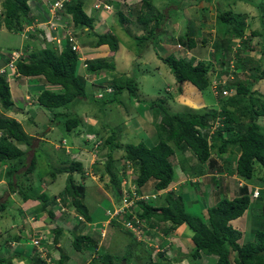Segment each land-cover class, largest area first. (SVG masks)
<instances>
[{
    "label": "trees",
    "instance_id": "obj_1",
    "mask_svg": "<svg viewBox=\"0 0 264 264\" xmlns=\"http://www.w3.org/2000/svg\"><path fill=\"white\" fill-rule=\"evenodd\" d=\"M103 1L109 5L114 4L116 6L119 24L124 25L130 22L127 17L123 16L124 12L121 13L120 11L122 7H125L121 5V1L124 0ZM138 1L140 6L132 8L131 11L135 14L134 23L137 25L140 34H133L132 40L143 49L144 45L142 43L145 41H151L153 42L152 44L156 45L162 41L157 40V36L164 35L163 32L168 28L167 25L171 17L165 18L166 14L163 10L167 5L165 8L159 9L153 3L154 0ZM201 1L210 4L213 0H190L188 2L193 5V3L198 4ZM226 1L220 0L218 3H227L228 1ZM218 3H215L213 7L218 5ZM234 4L228 2L227 7H215L217 9L216 24L219 26L218 33L223 32V35L214 40L212 47L215 48L214 50H222L220 53L225 58L227 56L226 52L233 50L232 48L236 45L235 42L237 41L235 40L237 39L239 47L233 53L236 54V65L239 69L241 64H246L241 61L244 59L240 56L241 50L245 48L247 50H258L257 47L249 44L250 36H257V32L253 31L249 35L245 33L247 28L246 14L234 11ZM182 5L185 6L187 4L183 2ZM0 7L2 10L0 11V26H3L10 33H20L25 26L32 25L34 22L35 16L30 12L28 0H1ZM93 8L96 10L95 7ZM184 9H187V7ZM263 9L264 7L262 11ZM60 13L67 14L69 16L68 20H66L68 24L80 31V33L76 34L79 40L81 39L80 34L85 35V31L94 30L95 19L84 10V0H70V2L65 4L64 11ZM166 19L167 22H165ZM184 28L186 31L179 38V44L184 47L185 51L190 52L189 50H195L197 47L209 50V46H207L209 41L207 42L206 39L195 41L192 36L193 34L189 32L190 28H188L187 22ZM124 31L129 35L132 34L128 28H125ZM40 33L43 34V32ZM35 36L31 35V37ZM61 36H63V33H61ZM232 39L233 41H231ZM42 41L45 42L44 48L35 46L26 59L22 57L17 61L16 72L19 78L30 80L42 78L46 84L57 86L59 91L45 88L36 97V102L49 111L54 119L60 115L58 112H55L56 110L68 109L69 104L74 100L86 96L85 84L76 74L77 60L80 53L71 50L69 44L66 42L67 39H61L60 45L46 42L45 39ZM91 41L87 45L80 46L81 51L86 50L88 45L93 48L106 46L111 55L113 54L112 52H116L119 48L118 38L111 33L94 34V39ZM158 58L169 69L170 74L174 77L179 87V91L184 84H189L198 91L208 88L209 73L211 72L209 71V62L205 60L199 61L194 56L188 57L187 53L178 58L174 55L158 56ZM223 58L221 59V65L225 62ZM87 65V70L91 73L114 69L112 60L91 59L87 61ZM260 67L258 63L256 66L252 65V68L249 67V75L244 70H240L241 72L234 82L235 93L229 97L221 98L218 110L211 113H172L161 101L149 103L148 107L151 109L158 107L156 113L159 114L160 120L158 126L159 141L153 147L149 148L142 142L136 145L121 144V142L116 141L115 134H111L105 139L104 143L110 151L114 149L121 150L123 152L122 158L133 164L136 169L134 182L140 193H143L142 188L149 182H152L153 190L157 193L169 187L173 179L171 158L175 155V150L181 146L188 147L201 164L209 162V160L213 162L210 158L212 153L221 156L238 148L239 154L233 170L236 175L245 180H251L256 164L260 166L264 173V125L259 123V119L264 118V95L253 90L258 81L263 79L264 72ZM242 73L245 77L247 76L245 80L240 79ZM111 83L112 85L115 83L113 88L117 94L126 90L131 97L136 98L137 83L134 78H127L125 81H122V78L114 79ZM12 110L13 101L9 83L5 75H0V163L16 162L23 165L21 162L25 161L28 151L31 150L33 138L26 134L22 125L17 120L8 117V114ZM64 117L67 118L63 123L64 129L67 132H71L72 129H78L80 121L76 117L70 118L68 114L64 115ZM217 118H223L221 121L222 126L214 131V135H210L211 143H209V134L206 127L209 126V123L215 122ZM79 132L80 129L76 130V133L79 134ZM19 145L25 146L26 150H21ZM112 162L111 154H108L105 174H103L106 177L104 184L106 189L112 193L114 192L118 199H120V178ZM63 164L68 165V167H63L62 170L57 169L55 173H49L52 181L50 184L54 182L53 180L57 174H66L63 192L60 195L54 196L53 199H49L45 193L33 194L19 190L17 188V180L20 178L17 177L16 181L14 179L9 181V188L11 192L19 194L24 201H40L37 210L47 213L50 220H56L57 218L53 208L56 207V199L59 198L65 209L73 211L76 214L77 228L80 226L81 232H71V247L77 252H82L95 244L90 232L91 229L84 230L85 225L90 223L88 210L83 202L85 198V186L81 182L76 181L72 175L77 171L81 178L84 179L83 168L81 163L71 160L64 161ZM24 166L26 167L24 175L32 173L36 168V156L34 155L30 158L27 166L26 162H24ZM103 176L101 179L104 180ZM262 181H264V177ZM241 189L242 191L238 196L232 199L221 198L214 206L207 208L205 221L197 215V212L196 214L194 213V208L190 209L189 206L186 210L182 198L180 196L176 197L172 193H164L160 196L162 205H158V201H155V204H152V201L138 202L142 210L139 218L142 220L150 219L151 221L149 222L150 228L145 233L149 244L142 240L138 241L131 232L120 225L122 218L110 220L109 226L112 225L120 229L122 226V232L130 235L136 244L142 246L143 244H151L149 235L154 233L158 228H161V224H168L165 228H161L164 235L184 225L191 232L192 248L190 253L185 255L188 258L198 260L202 256H214L216 257L215 264H264V227H259L254 231L252 241L241 244L239 242L241 237L240 231L234 229L230 224L231 221L243 216L253 206L251 201H254L256 202L254 204L255 207L259 210L256 222H259L260 226L261 224L264 225V198H252L251 191L246 186ZM68 199L69 202H67ZM6 207L5 203L0 204V217L4 209L6 210ZM111 207L114 208L113 203ZM61 213L69 218L67 216L68 212L64 211ZM124 217L129 219L128 216L124 215ZM155 222L157 225H154ZM52 231V242L56 245L58 244L59 237L62 235L63 229L58 226V228ZM82 231H84L83 234ZM19 237L17 240H19ZM153 240V243L150 245L152 247L158 242L155 238ZM44 254L45 256H42V253L36 249L34 253L36 257L32 259L34 263L49 264L47 261V251ZM56 254L58 255V259L55 261V264H65L67 262L68 258L62 253L61 249L57 248ZM130 257L131 255L128 258ZM128 258L125 255L119 257L117 255L105 254L103 258L99 257L100 262L98 264H120L123 259L128 263L130 260ZM5 262L7 261L0 260V264H6ZM166 263H169V261Z\"/></svg>",
    "mask_w": 264,
    "mask_h": 264
},
{
    "label": "rangeland",
    "instance_id": "obj_2",
    "mask_svg": "<svg viewBox=\"0 0 264 264\" xmlns=\"http://www.w3.org/2000/svg\"><path fill=\"white\" fill-rule=\"evenodd\" d=\"M43 1V0H42ZM49 2H53L54 0H48ZM190 0H154L153 3L156 4L157 8L159 9H163L167 7L163 10L166 14L165 18H169V22L168 25L165 30H164V35H160L157 36V40H162L160 42H158V44H152L153 42L151 41H145L142 43V45H144V48L142 49L138 44L136 45L134 43V40H132V35L133 34H140L138 32V27L137 25L134 23L135 18H134V12H132V8L134 9L135 7H139V1L138 0H124L121 1V5L125 6L122 7V9L119 10L121 11V13H123V16L127 17L129 19L130 22L125 23L124 25L119 24V20L117 17V12L118 10L115 9V5L114 6H108V8H105L103 2V0H100V2L102 3L100 5V7L96 10H94L93 8V4H96L95 0H84V10L86 11V13L88 15H90L91 17H93L95 19L94 21V30L93 31H85V35H79L81 36L80 40L78 38V44L79 46L82 45H87L89 44L88 42H90L91 40L94 39V34H99V33H111L113 35H115L118 38L119 41V48H121L122 52H125L123 55L121 53V55H119L120 57H116L114 56V52H112L113 54L109 57V59H107L108 61H111L113 59V63L115 65V73L121 74V76L117 77V79H120V77H122V81H125V79L127 78H134L136 83L139 86V92L137 98L139 100L135 101V97H130L126 98L124 97L123 100L122 98H120V96L116 93H106L105 92V87L104 84L109 85L110 87L113 88V84L109 83V81L111 80H107L106 81V75L111 74L113 76H115V74H113L111 69L105 70V72L101 71L99 73L96 74H92L90 72L86 71V75H82V69L80 68L79 71L76 72L77 76H79L84 82L85 84V91H86V96L84 98H79L74 100L71 104H69L68 109H63V110H56L55 112H58L60 115H58L56 118H52V114H50L49 111H47L44 107H42L45 112L40 111V107H35L33 111H35L37 114H35V118L33 123L31 124V122H28L29 119V115L27 113L26 115V119L21 122H23V128L26 131H33L36 127L37 128V134H42L45 135L47 132V129L49 127H54L55 132H53V135L51 137L53 138H65L67 139V141L70 143V140L72 138V133L67 132L64 129V121L67 119L66 117H64V115H69L70 118H74L76 117L79 121V127L78 129L83 130L85 129L86 126L83 125H87L90 127L88 128L89 131H91V134H94L97 137H101L102 143L101 145L97 148V153L96 155L98 156V161L99 163H96L95 165H91L89 163H86L82 165L83 168V174H84V179L81 178L80 174L77 173V171L72 174L75 178L76 181L81 182L85 187H84V191H85V198H84V203L87 206V210H88V214L90 217V223L93 225H85V229H88L91 227L93 228V226H96V229L90 230L91 231H97L98 228H104L105 232H103V235L101 234L100 236V243H102V241L104 242L103 244H101L100 247H98L99 250H97V255L98 258L95 259L93 255H89L87 260L93 258L94 261H90V264H98L99 263V257L103 258V256L105 254H109V255H117L119 257L122 256H126V258H128L130 255H136V257H130L128 259H130L128 261V263L126 264H198L196 262V260H193L191 258H188L184 255L189 254L191 251V247L183 246L182 248H180V243L176 238H173L174 242H171V246L172 247H166V244L164 242V235H154L155 239H160L158 242L160 244L157 245L158 247H156V245L152 246H148L147 244H149L148 240H146L147 242V246L145 247L144 244L141 248H143V250L141 248H138L135 244V241L132 240V238L130 237V235H125L124 233H121L123 227L121 226L120 228H111L107 226V232H108V236L106 235V226H104V222L108 219V215H107V211L111 210V202L113 204H116L119 199L116 196V194L113 192H111L110 190L105 188V176H103V174H105V165L107 162V158H108V154L111 153V157H112V165L115 168V170H120V168H118V164H120L119 160L120 157L122 156L123 152L121 150H113L110 151L108 149V146L104 143V137L105 135H97L96 133L92 132L94 130V128H98L101 129L102 127L105 126V128L108 129V131L110 132V134H115L117 135L116 137V141L118 140L119 142H121V144L127 145V144H135V142H140V138H137L139 136V133L136 134L128 129H132V125L136 122L137 119L139 118H143L145 116V111L146 110H150V107H148L149 103H151L150 101L148 102L147 100H143L140 97L141 96H148L150 97L151 94L153 93V95L155 97H159V98H165L167 96L171 95H175L178 91V88L176 86V84L174 83L172 77H169L168 74V68L166 65H162V71H155L154 70V66H155V53L158 55V53L160 52L159 50H162L161 47L159 48L160 44H166L168 43L169 45V50H175L177 52V58L183 56L186 51L184 49V47L182 45H180L179 43V38L182 37L183 35V31L184 29H182V24H178L176 23L175 25H172L174 21H172L171 19H175L176 16H180L181 14L184 15L185 11L188 10L189 12H192L193 10H195L193 7H191L190 2H188ZM217 1V2H216ZM220 0H213L210 3V7H213V5L215 3H218ZM224 1V0H222ZM230 3H235L234 6V11L237 12H243L244 14H246V20H249L250 18V14L251 16H259V18L261 20L259 23V27H261V32H264V11H262V8L264 7V0H227ZM226 1V2H227ZM120 2V1H118ZM184 3H186L187 5H182ZM227 2V3H228ZM98 3V2H97ZM245 3L250 4L253 6V9L251 10V8H249L248 6H245ZM194 4V3H193ZM208 3H205L203 5H207ZM197 5V4H194ZM200 5V4H199ZM198 5V6H199ZM202 5V4H201ZM188 9H184L185 7H188ZM206 6H199L200 10L201 8L203 9ZM216 7V6H215ZM214 7V12L216 13V8ZM211 9V8H210ZM210 9L208 10L210 12ZM221 9H228V8H221ZM1 10V9H0ZM199 10V11H200ZM2 11V10H1ZM181 11V12H180ZM184 12V13H182ZM133 13V14H132ZM204 13H207L206 8H204V10L200 11V16L203 15ZM60 17L62 16L63 18L68 17L67 14H63L60 13L59 14ZM61 17V18H62ZM186 18H188L186 16ZM185 18V19H186ZM182 19V17H181ZM167 20V19H166ZM165 20V22H166ZM178 20V18H177ZM187 24H188V28L189 32L192 33L193 35V39L195 41H197L194 36L195 35H199L200 34V28H191V24L189 23V21L186 19ZM206 22V20H204ZM209 21V20H208ZM250 22V21H249ZM34 23V22H33ZM54 23H56L57 25H61V21L60 20H54ZM201 23H203L201 21ZM215 23H217V21L215 20ZM213 26L210 25L209 29H213ZM215 27L217 29H219L218 25L215 24ZM125 28H128L129 30H131L132 35L126 34L127 32L124 31ZM44 30V28H42ZM124 32L122 34H120V32ZM186 31V30H185ZM89 32V34H88ZM199 32V34H198ZM80 33V32H79ZM209 33V31H208ZM13 34H21L20 33H13ZM122 35V37H121ZM210 41H209V48L211 50H213L212 44L214 42V40L218 37H220L221 35H223V32L218 33V31H214L213 34H208ZM78 36V37H79ZM25 42L21 41V48H20V44H15V46H11V44L9 43H5V45L0 46V50L3 51V53H8L7 51L9 50V47H14L13 50L19 51L21 50L22 52V57H24V59L27 58L28 54L30 52L33 51V49L35 48V46H38L40 48H44V44L45 42L42 41L43 39H45L46 37H41L39 35V33L35 36V37H29L26 38L24 37ZM47 39V38H46ZM45 39V41H46ZM235 39V38H234ZM19 35L17 36V39H15V42L19 43ZM14 41V39H13ZM257 42L260 43V45H253V47H259V50H263L264 51V37L260 36L257 40ZM92 42V41H91ZM90 42V43H91ZM177 45L181 46V50L177 48ZM163 46V45H160ZM208 46V43H207ZM88 48H90L91 50H95L96 48L91 47L90 45H88ZM107 50L106 52H108V48L105 47H100L99 50ZM87 49V48H86ZM208 49V48H207ZM237 49V48H236ZM127 50V51H126ZM128 50H136L137 51V55L136 56H132V53H130ZM147 51V55L142 56L143 52L142 51ZM156 50V52H155ZM238 50V49H237ZM242 51V50H241ZM105 53V52H104ZM102 53L100 54L101 56H105V54ZM110 53V52H109ZM142 53V54H141ZM114 56V57H113ZM123 56V57H122ZM132 56V57H131ZM190 57V56H188ZM1 54H0V61H1ZM104 58V57H101ZM150 58V59H149ZM149 59V60H148ZM114 60H117L119 63H115ZM147 60V61H146ZM2 63V61H1ZM3 64V63H2ZM142 65V66H141ZM147 71H146V69ZM84 71V70H83ZM148 72V73H147ZM245 72L250 73V71L247 69H245ZM170 73V72H169ZM101 74V75H100ZM99 75L101 76V80H98V83L102 85V90H99L100 92H95V88L98 87L97 83H95V80L92 81L91 79L96 78L98 79ZM140 75H145L146 78L145 80L140 78ZM15 77V76H13ZM105 77V78H104ZM116 77V76H115ZM247 78V76L245 77L242 73L240 79L245 80ZM13 79V78H12ZM11 78H8V83H9V87L10 90L12 91V95L15 94V96L17 97V95H21L23 94V90H24V86L27 85V80L30 79H25V78H19V80H13L12 81ZM116 79V78H115ZM41 81L44 82V80L41 78ZM264 80V79H263ZM34 82V84H39L37 78H34L32 80ZM139 81V83H138ZM145 82V83H144ZM32 85L31 82L28 83V85ZM96 86V87H95ZM189 86V85H186ZM260 84H258L257 86L255 85V89L258 90L259 89ZM45 87V86H44ZM43 87V88H44ZM190 87V86H189ZM29 88V92L31 91V93L33 92L31 86H28ZM43 88L41 90H43ZM47 89L49 90H53V91H59V89L57 88V86H50L47 84L46 86ZM188 88V87H187ZM114 91V88H113ZM39 92V91H38ZM28 93V92H26ZM28 94L29 100L28 102L30 103L31 100L35 99L34 95H36L37 93L33 94ZM102 93L103 94V98H98V94ZM194 89L190 87V94H189V101L194 102L196 101V99H198L197 97V93H194ZM201 96L204 99H207L208 97L210 99H212V102H216V96H214V94L211 92V89L207 88L205 91L200 93ZM192 95V96H191ZM20 98V97H18ZM118 98L121 100L119 102ZM166 99V98H165ZM22 100V99H21ZM155 100V99H154ZM153 100V101H154ZM157 100V99H156ZM193 100V101H192ZM159 102V101H158ZM21 103V101H20ZM19 103V105H20ZM161 103V102H160ZM27 104H25L24 106H26ZM19 108V107H18ZM37 108V109H35ZM149 108V109H147ZM158 109V107H155L154 109L152 108L151 110L153 112H156V110ZM37 110V111H36ZM32 111V112H33ZM173 113H178L181 112L179 110H174V108H172L170 110ZM23 113V112H22ZM45 114H47L46 116L48 118L45 117ZM64 114V115H62ZM96 114L95 118L94 115ZM41 115V117H39ZM23 115L20 116V118L18 119L20 121V119H22ZM127 117H134V119L132 120L131 118H127ZM53 119V120H52ZM33 119H31L32 121ZM259 123L261 125H264V118H260L259 119ZM78 129H72L71 132H73L74 134L76 133V130ZM96 129V130H98ZM126 130V131H125ZM66 131V132H65ZM121 132V134H120ZM122 136V138L118 139V136ZM94 136V139H96V137ZM106 138V137H105ZM44 144V143H43ZM42 146H37V144L35 143V141H33V147L37 148V150L34 152V155L36 156V168L32 173H29L26 176H18L20 179L17 180V188L21 191H25V192H31L33 194H40V193H45L48 195L49 199H53L54 196H56L57 194L60 195L63 192L64 189V185H65V180H66V174L65 173H61V174H57L56 175V180L50 184L51 178L49 176L50 172H56V170H62L63 167L67 168L68 165H64L62 162L64 160H62L60 158V155H58L57 157H55L53 155V152L49 149L50 145L46 144ZM94 143L90 142V144H88V149L90 148V146H92ZM136 145V144H135ZM40 147V148H39ZM238 149V148H235ZM71 154L72 151L70 150ZM239 152V149H238ZM31 154L32 151H28L27 153V157L25 158L26 162V166L29 163V160L31 158ZM84 155V156H83ZM83 156V157H82ZM81 158L83 161H85L86 158L87 161L89 160V157H86L85 154H82ZM89 156V155H88ZM96 156V158H97ZM74 154L71 155V158H74ZM92 159H96L94 156H91ZM122 158V157H121ZM228 159V158H227ZM105 160V162H104ZM230 161V166H232V161L229 158L228 159ZM24 162L23 165L18 164L16 162H4L1 164L0 168L2 170V172H4L3 170H5L4 174H0V180H3L4 182L2 183L0 181V192H2V190L7 188V183L9 180H13V177L17 174H21L24 172V170L26 169V167L24 166ZM104 162V163H103ZM16 171V174H14V176L11 175V177L9 176L10 174L13 173V171ZM134 172H136V169H134ZM261 172V174L263 173L260 166H258L257 164L254 167V177L255 175L258 176V173ZM136 174V173H135ZM7 175V176H6ZM102 176L104 177V180L101 179ZM122 176V174H121ZM40 178H42L43 181H46V183H44L42 180H40ZM8 180V181H7ZM247 184L251 183L250 181L246 180ZM135 184V183H134ZM189 188L191 190V193H195V189L194 186L192 184H188ZM105 190H103L102 189ZM16 188V189H17ZM145 191H150L149 190V186L146 187ZM209 193V191H208ZM117 197V198H116ZM13 202L15 203H21V198L19 194H13L11 196ZM109 198H111V202L109 201ZM11 201L10 198L6 199L4 201V203L7 205V209L1 214L2 219L0 218V224L3 222V228L5 230H9V227H12V234H16V230L19 231L21 229V225H23V221L26 222V226H28L30 228V226L34 225V219L36 220L35 217L29 215L27 216V218H25L23 220V218H17L14 214L18 211L15 210L16 204L13 203ZM40 201H34V204H38ZM69 202V199L68 201ZM152 204H155V201L151 202ZM251 203L253 204V206L251 208L248 209V212L245 217V220H247V233L244 236L247 240L245 243H247V241H252L253 240V234H251V231H256V229H258L259 227H264L263 224H259V222H256L257 217L258 216V211L257 208L255 207L254 204H256V202L251 201ZM258 205V204H257ZM52 207V205H51ZM55 207V206H54ZM17 208H19V205L17 206ZM194 208V213L196 214L197 212V206H193V204L190 205V209ZM54 213L56 214L55 216H57L56 220L58 221V223L54 222L55 219L51 220V223L48 224L49 225V230H54L53 228H58V225L63 229L62 233L64 236L68 235L69 236V230H71L74 226V233H79L81 232L80 226L76 231L77 228V224H76V214L73 213V211L67 210L65 209L66 212H68L67 216H69L68 220H61L65 217V215H63V213H57V209L53 208ZM14 212V214H12ZM64 212V211H62ZM261 212V211H260ZM42 213V214H41ZM41 214V216H40ZM72 214V215H71ZM14 215V220L11 219V216ZM194 215V214H192ZM198 215V214H197ZM195 216V215H194ZM44 218L46 220H49V216H47V213L42 212L39 210V213L37 214V218ZM49 217V218H48ZM264 219V218H263ZM11 220L13 221V224H11ZM14 221H17L14 222ZM60 221V222H59ZM153 223V222H152ZM57 224V225H56ZM95 224V225H94ZM106 224V222H105ZM122 225V224H120ZM154 225H157L156 222L154 223ZM167 226V224H161L160 227L161 228H165ZM15 230V231H14ZM185 230V229H184ZM31 231V230H30ZM113 231L114 236L116 235V239L112 238L109 235V232ZM84 231H82L83 234ZM33 232H30V234H32ZM36 234V233H35ZM43 234H45L46 236H44ZM43 234L41 235L40 233L37 235H34L33 237L29 238V239H25L24 241H22L23 246L26 248L28 256H34V250H35V245L33 244L34 239L38 238L40 243L38 245V247L36 249H40L41 251H43V255L46 252V248L42 245V243L47 242V245L50 244L51 242V237H48L49 234H53V231H46V233L43 232ZM112 234V235H113ZM185 237H183V239H186L188 241H190L189 237H187V233H184ZM107 236V237H106ZM243 237V238H244ZM49 239V241H48ZM63 239V238H62ZM61 239V240H62ZM72 237H69V241H71ZM65 242V241H64ZM162 242H164V245L162 244ZM185 241H182V243H184ZM66 244H68V240L66 241ZM108 245L109 247L105 246ZM34 245V246H33ZM163 245V247H162ZM165 246V247H164ZM192 246V244H191ZM137 248V249H136ZM172 250L173 252L169 251ZM47 251H48V247H47ZM75 250L73 248H71L69 245H65L62 248V253L64 254H69L70 256L74 255L73 252ZM176 251V253L174 252ZM94 254V253H92ZM87 256V254H86ZM182 258V262H178L175 263L174 261H170V259L173 257L177 258V257ZM232 256V255H231ZM56 259H58V255L56 254L55 256ZM55 259V260H56ZM91 259V260H93ZM50 260V257L47 258V261ZM213 259H210V262ZM126 260L123 259L121 260V263ZM167 261H169V263H166ZM208 262H206L205 264H207ZM50 264L51 261H50ZM211 264H215L214 262H212Z\"/></svg>",
    "mask_w": 264,
    "mask_h": 264
},
{
    "label": "crops",
    "instance_id": "obj_3",
    "mask_svg": "<svg viewBox=\"0 0 264 264\" xmlns=\"http://www.w3.org/2000/svg\"><path fill=\"white\" fill-rule=\"evenodd\" d=\"M46 1H48V0H43V1L42 0H28V5L30 8L31 14H33V13L37 14V12H38L36 10L38 8L37 6H39V7L43 6L44 7L43 3H45ZM0 4H1V0H0ZM203 4H204V1L199 2L197 5H194V4L191 5V7L195 6V7H193L195 10H193L192 12H189L188 10H186L185 13L182 12V13H184V15H182V14L180 16L177 15L175 20H172V21H174L172 25H175L176 23H178V24H182V26H184V24L187 22L186 21V19H187L189 21V23H191V28H193V27L194 28H200V30H201L200 34L198 32L199 35H195L194 38L197 41H199L201 39H206L208 42V41H210L208 34H213L214 31H218V29L215 27L216 13L214 12V7H210L209 3L207 5H203ZM198 5L202 6V7L206 6L204 8H206L207 13H204L203 15L200 16V11H199L200 8ZM219 6L227 7L228 3H223V4L218 3V5H216V8ZM234 6H235V4H234ZM245 6H248L249 8H251V10L253 9V6L250 4L245 3ZM188 8L189 7H187V9ZM0 9H1V7H0ZM209 9H210V12L208 11ZM201 10H202V8H201ZM263 11H264V9H263ZM186 16L188 18H186ZM181 17H182V19H181ZM177 18H178V20H177ZM204 20H206V22ZM259 20H261L259 18V16L254 17V16H251V14H250L249 20H246L247 28H246L245 33L249 35L253 31L257 32V36H254V37L250 36L251 38L249 39L250 40L249 44H251V45H254V44L260 45V43L257 42L256 40L260 36L264 37V32H261V27H259V23H260ZM201 21L203 23H201ZM166 22H167V20H166ZM210 25L213 26L212 27L213 29H209ZM182 29H184L183 34H185V28L182 27ZM208 31H209V33H208ZM122 33H124V32L123 31L120 32V34H122ZM18 35L20 38L19 43L15 42V39H17ZM121 37H122V35H121ZM13 39H14V41H13ZM23 40H24V38L22 36V33L21 34H13V33L8 32L3 26H0V44L5 45V43H9V44L12 43L11 46H15V44H20L19 46L21 48V46L24 44L23 43L21 45V41L25 42ZM231 41H233V39ZM235 41H238V40L236 39ZM2 45H0V46H2ZM160 45H163V46H160ZM160 45H159V48L161 47L162 50H159L160 52L158 53V55L156 53L154 55L155 56V63H156L154 66V70L164 72L162 70V67H161L164 64H162V62L158 58V56L165 57L168 55L177 54V52L175 50H169V46H168L169 44L168 43H166V44L162 43ZM208 46H209V44H208ZM102 47H105V46H102ZM13 48L14 47H9L8 51H13ZM233 48H234V46H233ZM257 48H258V50H247L245 48L244 50L241 51L240 56L242 58H244L241 61L245 62L246 64L245 65L241 64L239 66L240 67L239 70L245 71V69L247 70L249 67L252 68V65L256 66V64L258 63V65L261 66L260 68L264 72V51L259 50L260 48L258 46H257ZM99 49H100V47L96 48L95 50H91V49L87 48L86 50H82L81 52L85 57L89 58L90 60L91 59H103L106 61L107 59L111 58V57H109V55H110L109 51L106 52L107 50H105V48H104V50H99ZM214 49L215 48H213V50H205L204 48L197 47L195 50H189L190 52H188V51H186V52H187L188 56H190V57L194 56L199 61L205 60V61L209 62L210 63L209 71H213L215 68L222 66L221 65V59L223 58L222 57L223 54L220 53V51H222V50H214ZM128 51L130 53H132V56L137 55L136 50H128ZM148 51L149 50H147V51L143 50L142 51L143 54L141 53L142 56L147 55ZM233 51L234 50H228L226 52L227 56L225 58H223L225 60L224 64L232 57V55H234V57L236 58V54L233 53ZM155 52H156V50H155ZM0 53H3V51L0 50ZM102 53H104L105 56H101L100 54H102ZM121 53L123 55L125 52H122V50L120 48L116 52H114L113 55L119 58L120 57L119 55H121ZM174 56L177 57V55H174ZM101 57H104V58H101ZM112 61H113V59H112ZM114 61H115V63L116 62L119 63L117 60H114ZM2 63L0 61V67L3 65ZM79 69L80 68H77V71H79ZM81 69H82L81 70L82 75H86L87 74L86 70H84L83 68H81ZM113 70L114 71H112V72H113V74H115L116 77L111 75V74L106 75V81L111 80V81H109V83H111L115 78L117 79V77L121 76V74L115 73V65H114ZM146 71H147V69H146ZM168 71H169V69H168ZM87 72H90V71H87ZM99 72H101V71H99ZM99 72H93L92 74H96ZM103 72H105V71H103ZM168 74H169V77H172L174 83L176 84L174 77L169 72H168ZM100 75H99L98 79H96V78L91 79L92 81L95 80V83H97V86H98V87L95 86L96 87L95 92H100L99 90H102L103 87H105V89L106 88H112L107 84H104V86L102 87V85L98 83V80L99 79L101 80ZM121 78L122 77H120V79ZM140 78L145 80L146 76L140 75ZM40 79L41 78H37V80L39 81L38 82L39 84H37V85L34 84V82L32 80H27L28 83H30L32 81L31 82L32 85H30V84L28 85V83H27V85L24 86L23 94H21V95L19 94V95H17V97L15 96V94L12 95V91H11V96H12V101H13V110L8 114V117H11V118L17 120L22 125V127H23V122H21V121H23V119L26 117L27 113L29 115L28 116L29 117L28 122H31V124L33 123L34 118H35V114H37L35 111H33L34 106L37 108L40 107V109H41L40 111L45 112V110L42 108V106H40L36 102V97H37L38 93L41 91V89L44 86L45 87L43 89H45L47 86V84L45 82L41 81ZM263 79H264V75H263ZM263 79L258 81V83L256 84V86L258 84H260L259 89L256 90L255 88H253V90H256L259 93L264 95V80ZM16 80H19V79L17 78ZM138 83H139V81H138ZM186 85H189V84L182 85V88L180 89V91L178 90L175 95L170 94L169 96L165 97L166 99L155 97L153 95V93L151 94L150 97L144 95V96H141L140 98L143 100L145 99L148 102L149 101L153 102L154 99H155L154 101H161L164 103V105L168 108L169 111L172 108H174V110H179L182 113L204 114V113H209V112L211 113V112H214L215 110H218L219 101L221 100L220 97H217V96L215 97L216 102H212V99H210L209 97L207 99H204L200 93L205 91L206 89L203 91H198L195 87L189 85L191 88L194 89V93H197V97H198V99H196V101L191 102V101H189V97H188L190 94V87L186 86ZM28 86H31V88L33 90L32 93H31V91L29 92ZM176 86H177V88H179L177 84H176ZM112 90H113V88H112ZM26 92H28L29 94L31 93L33 95H34V93H37L36 95H34L35 99L31 100L30 103L28 102V100L26 98L28 96V93H26ZM114 93H116V92H114ZM139 93H140L139 92V86L137 84L136 98H134L135 101L139 100L138 99ZM118 95L120 96V98H122V100L124 97L129 98V96H130L126 90H123L121 93H118ZM126 95H129V96H126ZM140 95H141V93H140ZM137 96H138V98H137ZM18 97H20V98H18ZM118 100H119V102L121 101L119 98H118ZM20 101H21V103H20ZM19 103H20V105H19ZM25 104H27V105L24 106ZM37 108H35V109H37ZM147 109H149V108H147ZM178 113H180V112H178ZM21 115H23V117L19 121L18 119L20 118ZM46 115L47 114H45V117L48 118ZM95 116H96V114L94 115L93 118H95ZM39 117H41V115ZM127 118H131L132 120L134 119V117H127ZM31 119H33V120L31 121ZM159 124H160L159 114H157L156 112H153L150 108L149 111L148 110L145 111V116L143 118L137 119L136 122L132 125V129H128V130H130L136 134L139 133V136L137 138L141 137L140 142L144 143L147 147L150 148V147H153L154 145H156L159 141V134H158ZM36 126L34 127L35 129L33 131H26L24 128H23V130L26 132V134H28V136L33 138V141H35L37 146H39V145L42 146L43 143H44L43 145H45V146H46V144H49L50 145L49 149L53 152V155L55 157L60 155V158L62 160H64L65 162L68 161L70 159V157L68 156L66 151L68 152V149H69V151L70 150L72 151V154H74L75 156H77L79 158H81L82 154H85L86 157H89L88 161H87L88 158H86L85 161L81 160V162H84V164L89 163L91 165V163H93V165H95L96 163H99L98 156L95 160L92 159V157L89 154V149L84 145V141L82 139V137L85 136L87 134V132H91L88 129L90 127V125L89 126H87L86 124L83 125V126H86L85 127L86 132L80 131L81 133L79 132V134L78 133L74 134L73 132H70V133H72V138L70 140V143L67 141V139H65L63 137H61V138L51 137L53 135V132H55V130H56V129H54V127H49L47 129L46 134L42 135V134H37L38 133L37 132L38 127H36ZM96 129H98V128H94V130L92 132L96 133L99 136L105 135V137L107 138L111 135L110 132L108 131V129L105 128V126L102 127L101 129H98V130H96ZM120 134H121V132H120ZM120 134L118 136V139L122 138V136H120ZM105 137L103 138L104 140L106 139ZM115 137H117V135ZM140 142L139 141L135 142V144H138ZM19 148L23 151L26 150L25 146H23V145H19ZM81 149L83 151L81 153H79V150H81ZM36 150H37V148H34L32 145L31 157L34 156L33 154ZM114 150H118V149H114ZM238 154H239L238 149H233L232 152H228V153L221 155V156H217L216 154L212 153L210 158L213 160V162L209 160V162L201 164L197 161L196 156L192 153V151L188 147L181 146L179 149L175 150V155L171 158V163L173 165V179H172L169 187L166 190L160 191V192L161 193L163 192L162 194L172 193L176 197L180 196L184 202L186 210L191 204H195L197 206L198 216L201 217L205 221V212H206L207 208L214 206L221 198L226 197L227 199H232L241 193V191H242L241 188L244 186H246V188L249 191H252V187L260 186V185L264 184V181H262L263 177H264V173L261 174V172H259L258 176L255 175V177H254V173H253L251 180H248L251 182L249 184H247V181L245 179L239 177L238 175H236L234 173L233 170H234V167L236 165V160H237ZM227 158L231 159L232 166H230V164H229L230 161ZM0 166H1V163H0ZM25 170H24V172H25ZM3 171L4 172H2V170L0 168V174H4L5 170H3ZM16 171L14 170L13 173L10 174L9 176L10 177H11V175L14 176V174H16ZM232 171H233V173H232ZM24 172L22 173V175L21 174L15 175L13 177L14 181H16V177L19 178L18 176H26V175H24ZM40 180H42V179L40 178ZM0 181L2 183L4 182L3 180H0ZM9 181L7 183V188L2 190V192H0V204L4 203V201L8 198H10L11 201L13 202L11 196L13 194H17L16 192H11V190L9 188ZM43 182L46 183V181H43ZM188 184H192L194 186L195 193H193V194L191 193V190H190ZM147 186H149L150 191H145ZM102 189H103V187H102ZM208 191H209V193H208ZM142 192L144 194L156 193L153 190L152 182H149L146 186H144L142 188ZM110 199L111 198H109V201L111 202ZM13 203H15V202H13ZM15 204H16L15 210L18 212H16L15 214L13 212L12 214H14L17 218H23L24 217L23 218V220H24L25 218H27V216L31 215V216L35 217L36 220L34 219V225L30 226V228L28 226H26L27 223L23 221V225H21V229L19 231L16 230V234H14V235L12 234V227L13 226L9 227V230H5L3 228V222L0 224V260H6L7 261V262H5L6 264H35L32 259L36 256H31V255L28 256L27 250L23 246L22 241H24L25 239H29V238L33 237L34 235H37V233L38 234L40 233L42 235L43 232L46 233V231L47 232L52 231V230L48 229L49 228L48 224L51 223V220L50 219L46 220L42 217L37 218V214L39 213V211L37 210L38 204H34V200L24 201L21 199L20 204L19 203H15ZM111 204H112V202H111ZM18 205H19V208H17ZM158 205H162V199L161 198L159 199ZM85 206H86V204H85ZM7 208L8 207H6V209ZM4 211H5V209H4ZM247 212H248V210L243 214V216H241V217L230 222L231 226L234 229L240 231L241 237H240L239 242L241 244L245 243L247 240L244 237L247 233V230H248L247 229V226H248L247 222L248 221L245 220V217H244V216L248 215ZM41 214H40V216H41ZM14 215L11 216L12 220H14V218H13ZM0 218L2 219V217H0ZM67 219L68 218L65 216L61 220L65 221ZM12 220H11V224H13ZM14 222L17 223V221H14ZM54 222L58 223L57 220H54ZM105 222H104V226H106V235L108 236L107 226L109 224H105ZM88 224L93 225L91 223H88ZM96 226H93V228L91 227V230L96 229ZM108 227L116 228V227H113L112 225H110ZM53 229H55V228H53ZM74 229L75 228L73 226V228L68 231L69 236L68 235L64 236L62 233V235L58 239V244H56V245L52 242L53 234H49V236H48V237H51L50 244L47 245V242H45L43 245V243H42V245L46 248L45 251H47V247H48L47 254H48V257H50L51 263L55 264V259H56L55 256H56V249L57 248L61 249V251H62L64 243H65V245H69L71 247V241H69V237L72 236L71 232H74ZM77 229L78 228H76V231H77ZM102 229L103 228H98L97 231H91L92 238L95 241L94 245H91V247L83 250L82 252L74 251L73 252L74 255H72V256H70L69 254H65L68 258V260L65 264H90L91 263L90 261H94V259L91 258L93 260H91V259L87 260L89 255L90 256L93 255L94 258L97 259L98 258L97 255H99V254H97V250H99L98 247H100L101 244L104 243L103 242L104 240L102 241V243L99 242L101 240L99 233L101 232ZM30 232H33V233L30 234ZM185 232L187 233V237L190 238L189 239L190 241L183 239V237H185V235H184ZM113 233H114L113 231H110L109 235L112 238L116 239V235L114 236ZM121 233H124V232L121 231ZM154 233L149 235L151 238V239H149V240H151L150 241L151 244L153 243L152 241H154L153 240L155 238L154 235H158V234L164 235L161 228H158ZM251 234H254V231H251ZM43 235L46 236L45 234H43ZM125 235L127 236L128 234H125ZM18 237H19V240H17ZM173 238H176L179 241L180 248H182L183 246H186V245L188 247L192 248V246H191V244H192L191 243V232L187 229L186 226L182 225V226L178 227L176 230H174L173 232H170L169 234H165L163 239H164V242L167 243L166 246L172 247L171 242H174ZM67 240H68V244H66ZM159 240L160 239L158 238L157 241L160 242ZM48 241H49V239H48ZM182 241H185V242L182 243ZM164 242H162L163 245H164ZM247 242H250V241H247ZM157 243L155 245H157ZM135 245L138 248H141L143 246V245L139 246L138 244H135ZM163 245H162V247H163ZM105 246L109 247L106 244H105ZM144 246L146 247V245H144ZM159 246H160V244H159ZM141 249L143 250V248H141ZM35 250H36V248H35ZM35 250H34V253H35ZM169 251L173 252L172 250H169ZM174 252L176 253V251H174ZM92 253H94V254H92ZM86 254H87V256H86ZM42 256H45V254L44 255L42 254ZM131 256L136 257V255H131ZM210 259H213V260H211V262H210ZM170 261L171 262L174 261L175 263H178L180 261L182 262L183 260H182V258H180L178 256L177 258L172 257L170 259ZM99 262H100V260H99ZM196 262L198 264H205L206 262H208L207 264H211L212 262H214V263L216 262V257H214V256H202L200 259L196 260Z\"/></svg>",
    "mask_w": 264,
    "mask_h": 264
},
{
    "label": "built area",
    "instance_id": "obj_4",
    "mask_svg": "<svg viewBox=\"0 0 264 264\" xmlns=\"http://www.w3.org/2000/svg\"><path fill=\"white\" fill-rule=\"evenodd\" d=\"M96 4L94 7L98 9L102 4L100 0H95ZM70 2V0H54L53 2L46 1L43 3V6H37L36 9L37 14L33 13L35 16L34 23L32 25L25 26L22 35L26 38H29L31 35H39L43 38L46 37V42H53L54 44L60 45L61 39L66 38L67 43L69 44L71 50L76 53H80L78 57V63L81 64L83 68L87 67V61L90 59L85 57L81 48L78 44L77 33L80 31L78 29L73 28L72 25H69L65 19L60 17V12L64 11V6L66 3ZM98 2V3H97ZM104 3V2H103ZM105 4V3H104ZM105 8H108L107 4L104 5ZM54 20H60L61 25H57L54 23ZM44 28V30L42 29ZM40 32H43L41 34ZM63 33V36H61ZM235 46L233 48V52H235L236 48L239 47V42H235ZM177 48L181 50V46L177 45ZM209 50H211L209 48ZM187 53V52H186ZM2 58L1 61L4 63V66L0 68V75H5L6 78H14L18 77V73L16 72V63L18 60L22 58V52L19 51H10L8 53H0ZM241 71L237 68L236 59L234 55L221 67L215 68L213 71L209 73V89L217 97H229L235 93L234 82L236 77L239 75ZM9 73V74H7ZM106 93L112 92L111 88H106ZM103 94L99 93L98 98H102ZM29 100V97H26ZM220 120L217 119L214 123L210 124L206 130L209 131V134H212L213 131L220 125ZM87 142H93V149H96L100 144L101 140L96 137L94 139L93 134H87L85 137ZM132 172V170H130ZM121 198L119 199V203L113 204L114 208L107 211L108 219L106 224L109 223L112 219H120L122 226L132 233V235L139 241H145L146 237L145 233L150 228V219H140L139 215L142 213V210L138 204V202H147V201H156L162 193H150V194H142L139 192L136 184L132 181V177L128 176V173L121 177ZM252 198H264V184L261 186L252 187L251 191ZM57 213H61L65 211V207L61 204L60 199H56V207ZM125 216H128L127 219ZM81 219V218H79ZM87 225V224H86ZM103 235V232L101 233ZM40 241L38 238L34 239L33 244L35 247H38ZM155 245V244H154ZM158 245V244H157ZM156 245V247H158ZM150 246V245H149ZM168 247V246H166ZM39 252L43 254V251L38 249Z\"/></svg>",
    "mask_w": 264,
    "mask_h": 264
},
{
    "label": "clouds",
    "instance_id": "obj_5",
    "mask_svg": "<svg viewBox=\"0 0 264 264\" xmlns=\"http://www.w3.org/2000/svg\"><path fill=\"white\" fill-rule=\"evenodd\" d=\"M104 3L107 4L106 2H104ZM94 5H95V3L93 4V7H94ZM107 6H111V7H112V6H114V5H111V4L109 5V4H107ZM68 18H69V16H68V17H65V18L62 17V19H65V20H68ZM67 22H68V21H67ZM23 29H24V28H23ZM22 31H23V30H22ZM22 31H21V33H22ZM88 34H89V33H88ZM22 36H23V35H22ZM13 51H14V50H13ZM8 52H10V51H8ZM3 66H4V63H3V65H2L1 67H3ZM1 67H0V68H1ZM77 68H83V67L81 66V64L78 63V60H77L76 72H77ZM83 69L86 70V71H88V70H87V69H88V65H87L86 68H83ZM7 74H9V73H7ZM5 77H6V76H5ZM10 78H11V77H10ZM17 78L19 79V76H18V77H14L13 79L11 78V79H12V81H13V80H16ZM6 79H7V81H8V78H6ZM26 79H27V78H26ZM111 89H112V88H111ZM105 90H106V89H105ZM112 91H113V90H112ZM102 98H103V97H102ZM220 98H221V97H220ZM99 99H100V98H99ZM217 119H221V120H220V125H219L218 127L222 126L221 121H222L223 118H217ZM217 119H216V120H217ZM213 123H214V122H213ZM210 124H212V123H209V125H210ZM218 127H217V128H218ZM206 128H207V127H206ZM217 128H216V129H217ZM216 129H215V130H216ZM215 130H214V131H215ZM80 131H81V132H86V129H84V131H83V130H80ZM207 131H208V130H207ZM214 131H213L212 134H209V131H208V134H209V136H208V142H209V143H211L210 135H214V133H215ZM81 132H80V133H81ZM87 134H91V133H90V132H87ZM87 134H86V135H87ZM86 135L83 136L82 139H83V141H84V145L88 147V144H90V142H87V141H86V139H85ZM93 135H94V134H93ZM94 136H95V135H94ZM95 137H97V136H95ZM97 138L101 140V137H97ZM63 142H64V141H63ZM104 142H105V140H104ZM101 143H102V140H101ZM100 145H101V144H100ZM100 145H99V146H100ZM99 146H98V147H99ZM98 147H97V148H98ZM97 148H96V149H93L92 146H90V148H89V154H90V156H94V157L96 158V156H97L96 153L98 152V151H97ZM65 150H66V149H65ZM82 151H83L82 149L79 150V153H81ZM66 153H67L68 156L70 157L69 160L74 161V162H79V163H81V165H83L84 162H81L82 158H79V157H77V156H75V155H74V156H75L74 158H71V153H70L69 149H68V152L66 151ZM109 154H111V153H109ZM120 159H121V160H119V162H120L121 165L118 164V168H120V170H118V175H119L120 180H121V177H122V176H124V175H126V174L128 173V176H129V177L131 176V177H132V181L134 182V177L136 176V174H135L136 172H134V169H135V168H134L133 164H132L130 161L124 159V158H121V157H120ZM104 162H105V160H104ZM104 162H103V163H104ZM92 165H93V163H92ZM130 170H132V172H130ZM121 174H122V176H121ZM134 183H135V182H134ZM260 186H261V185H260ZM156 193H157V192H156ZM162 193H163V192H162ZM142 194H144V193H142ZM149 194H150V193H149ZM159 198H160V197H159ZM159 198L156 200V202L158 201V204H159ZM106 221H107V220H106ZM107 224H109V223H107ZM87 225H88V224H87ZM167 225H168V224H167ZM102 231L105 232V229L103 228V229L101 230V232L99 233L100 236H101ZM33 246H34V245H33ZM34 247H35V246H34ZM35 248H37V247H35ZM37 250H38V249H37ZM38 251H39V250H38ZM40 253H41V252H40ZM50 261H51V260L48 261L49 264H50ZM55 261H56V260H55ZM52 264H53V263H52Z\"/></svg>",
    "mask_w": 264,
    "mask_h": 264
},
{
    "label": "water",
    "instance_id": "obj_6",
    "mask_svg": "<svg viewBox=\"0 0 264 264\" xmlns=\"http://www.w3.org/2000/svg\"><path fill=\"white\" fill-rule=\"evenodd\" d=\"M122 264H126V262H125V261H123V262H122Z\"/></svg>",
    "mask_w": 264,
    "mask_h": 264
}]
</instances>
